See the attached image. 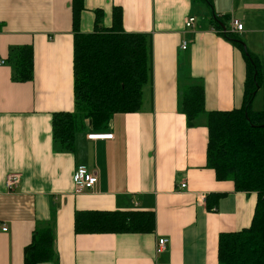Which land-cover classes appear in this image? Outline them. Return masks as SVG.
Instances as JSON below:
<instances>
[{
	"label": "crops",
	"instance_id": "1",
	"mask_svg": "<svg viewBox=\"0 0 264 264\" xmlns=\"http://www.w3.org/2000/svg\"><path fill=\"white\" fill-rule=\"evenodd\" d=\"M196 0H84L81 32L95 31L96 10L113 25L123 10L126 33L151 39V76L137 113L117 114L106 131L90 125L75 152L55 150L53 116L75 112L72 0H0V264H24L36 228L54 226L56 261L43 264H219V235L247 228L258 196L218 181L207 165L206 115L189 127L180 89L189 80L205 88L207 112L243 106L246 63L211 24ZM213 12L239 20L238 35L261 61L264 74V0H213ZM196 9V10H195ZM198 13L203 18H198ZM194 17L192 28L186 21ZM187 43V49L183 46ZM33 46L34 79L12 80L11 49ZM253 110L264 111V83ZM93 134L113 139L90 140ZM86 167L93 190L75 194L74 176ZM11 174H21L13 192ZM185 185V188L182 186ZM207 196L205 205L198 197ZM152 211L153 234L77 235V211ZM8 231L4 232L3 227ZM168 238L166 251L157 243Z\"/></svg>",
	"mask_w": 264,
	"mask_h": 264
},
{
	"label": "trees",
	"instance_id": "2",
	"mask_svg": "<svg viewBox=\"0 0 264 264\" xmlns=\"http://www.w3.org/2000/svg\"><path fill=\"white\" fill-rule=\"evenodd\" d=\"M210 13L211 24L239 50L246 63L243 106L230 111L207 112L205 88L189 80L180 89V110L189 127L206 115L208 129L207 165L218 181H233L239 193L258 196L251 224L219 235V264H264V111L253 110V102L264 83L260 59L229 26L227 16L216 15L213 0H198ZM84 0H72L74 32L75 112L53 116L55 150L74 153L77 134L86 125L97 133L106 131L117 114L141 109L143 88L151 76V39L146 34L126 33L123 10L113 9V25H103L104 12L96 10L95 31L81 32ZM12 80L34 79L35 52L25 45L9 54ZM156 216L152 211H77V235L153 234ZM54 226L36 228L24 249V264L55 262Z\"/></svg>",
	"mask_w": 264,
	"mask_h": 264
},
{
	"label": "built area",
	"instance_id": "3",
	"mask_svg": "<svg viewBox=\"0 0 264 264\" xmlns=\"http://www.w3.org/2000/svg\"><path fill=\"white\" fill-rule=\"evenodd\" d=\"M195 20L196 19L194 17H190L186 21V27L192 28L194 26ZM231 28H232L231 30L233 33L240 34L244 30V25L239 20H233L231 24ZM183 49L184 50L187 49V43L184 44ZM5 63H6L5 61H2V60L0 61V65L5 64ZM113 137L114 136L112 134H102V135L93 134L89 136V139L90 140H101L97 138L113 139ZM21 180H22L21 174L9 175L7 178V182H6L8 191L13 192L15 188L21 183ZM97 183H98V177L95 174L90 173L86 167H79V169H77V171L75 172V176H74L75 194H82L87 190H93L95 186L97 185ZM185 187H186L185 185L182 186V188H185ZM206 202H207V196L204 194H201L198 197V203L200 205H205ZM2 230L4 232H7L8 227L5 226L2 228ZM169 244H170V240L168 238L159 239L157 243L156 252L160 254L166 251Z\"/></svg>",
	"mask_w": 264,
	"mask_h": 264
},
{
	"label": "rangeland",
	"instance_id": "4",
	"mask_svg": "<svg viewBox=\"0 0 264 264\" xmlns=\"http://www.w3.org/2000/svg\"><path fill=\"white\" fill-rule=\"evenodd\" d=\"M195 5H196V9L198 8V9H201V5L198 3V0H196V3H195ZM195 9V10H196ZM204 16H203V14L202 13H198V18H203ZM232 28L230 27V30H231ZM232 31V30H231ZM237 35H239V34H237ZM241 38V37H240ZM247 47V46H246ZM96 135H102V134H96Z\"/></svg>",
	"mask_w": 264,
	"mask_h": 264
},
{
	"label": "clouds",
	"instance_id": "5",
	"mask_svg": "<svg viewBox=\"0 0 264 264\" xmlns=\"http://www.w3.org/2000/svg\"><path fill=\"white\" fill-rule=\"evenodd\" d=\"M97 139H101V140L103 139V140H105V138H97Z\"/></svg>",
	"mask_w": 264,
	"mask_h": 264
}]
</instances>
